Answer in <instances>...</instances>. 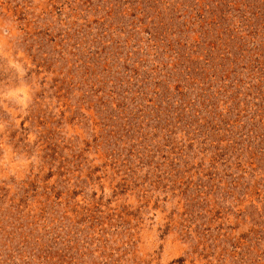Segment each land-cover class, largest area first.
I'll return each mask as SVG.
<instances>
[{
  "label": "rangeland",
  "instance_id": "rangeland-1",
  "mask_svg": "<svg viewBox=\"0 0 264 264\" xmlns=\"http://www.w3.org/2000/svg\"><path fill=\"white\" fill-rule=\"evenodd\" d=\"M0 264H264V0H0Z\"/></svg>",
  "mask_w": 264,
  "mask_h": 264
}]
</instances>
